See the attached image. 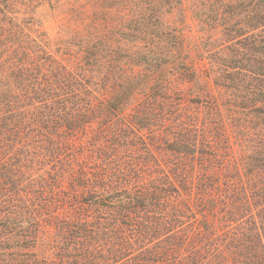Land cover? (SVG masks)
Returning <instances> with one entry per match:
<instances>
[{"label":"trees","instance_id":"1","mask_svg":"<svg viewBox=\"0 0 264 264\" xmlns=\"http://www.w3.org/2000/svg\"><path fill=\"white\" fill-rule=\"evenodd\" d=\"M0 264H264V0H0Z\"/></svg>","mask_w":264,"mask_h":264},{"label":"rangeland","instance_id":"2","mask_svg":"<svg viewBox=\"0 0 264 264\" xmlns=\"http://www.w3.org/2000/svg\"><path fill=\"white\" fill-rule=\"evenodd\" d=\"M52 27H53V25H52Z\"/></svg>","mask_w":264,"mask_h":264}]
</instances>
